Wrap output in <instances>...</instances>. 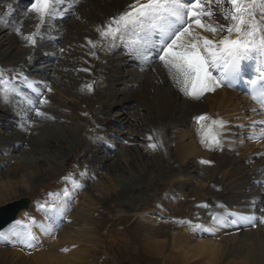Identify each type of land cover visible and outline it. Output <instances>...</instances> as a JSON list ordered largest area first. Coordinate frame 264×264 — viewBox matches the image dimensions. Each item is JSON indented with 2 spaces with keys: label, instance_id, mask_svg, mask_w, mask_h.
I'll return each instance as SVG.
<instances>
[{
  "label": "bare ground",
  "instance_id": "1",
  "mask_svg": "<svg viewBox=\"0 0 264 264\" xmlns=\"http://www.w3.org/2000/svg\"><path fill=\"white\" fill-rule=\"evenodd\" d=\"M86 1L87 4H85V6L80 5L78 14H81L82 19L86 18V23L91 20L89 23H92L93 27L85 30L84 25L78 23L79 28L77 30V34L82 40V42L79 43V46H77L78 41H74L73 37H69L67 39V45L69 47L73 45L76 46V49L79 52V54H77V59H79L82 63L83 69L78 71L79 76L69 74L63 70L58 71V82L54 81L58 86L53 82V80L50 81L49 79H46L47 83H45L50 85L52 88L53 84L54 87H57L55 94L46 92L48 107L45 109L50 111L48 108L51 109L54 105L64 104L66 102L69 103V113H66L65 115L56 113L53 114L57 116L56 119L58 121H68L71 124L67 126L59 123L50 125L35 121L32 122L30 126V130H32L31 134L25 135L24 132L22 133L24 125L22 124L21 126L10 119V117H14V114L10 115L9 110L0 107V172H2L4 168L8 167L5 170L6 175L0 178V200L8 194L19 192L20 190L30 189L33 185H35L37 178L47 175L51 171L53 164H56L65 158L67 159L66 150L73 148L75 121L77 122V120H79L84 122L89 118V105L85 103L86 100L82 97V92H84V90H91L93 87L91 89L86 87L81 90V81L85 77L89 78L90 85L92 78L104 77V79L110 81V85L106 89L108 93L103 96V98H105L103 99L104 109L101 108L98 110L93 118H91L93 124H101L99 126L100 135H106L104 137L105 139L99 146L90 143L85 147L87 158L84 161H91L94 166L90 173H87L83 178L86 181L83 194L87 193L90 201H93V197L96 195H102L101 191H104L105 194H107L111 202L115 200L118 202L121 200L119 198H121L122 195H124V198L132 197V195H139L138 190L140 188H147L148 182L144 181L142 177L145 178V174H148V171L151 169L154 162L150 161L144 153L142 146L146 144L142 141L140 143V145H142L140 149L135 145H125V140L127 139V142H131L132 140H136L138 138L148 139L149 136H152L153 131L151 130L157 125L161 126V133L156 135V137L149 142L156 143L158 145L156 149L158 151L161 150L162 152H165V154L163 153L165 156L164 159H168L169 162L176 159L178 162L183 163L182 169L184 168L185 173L182 175L189 176L188 178L186 177L184 183H178L177 188L182 187L185 189L187 185L190 186L192 179H194L191 174H195L196 172V163H198L197 161L200 158L199 156L208 153H205L206 151L202 150V143L200 142L201 137L199 136V133H193V130L189 131L187 129L188 122L193 119V116L200 113H207L213 118L217 116V118L226 119L231 116L232 112L239 109L238 102L233 104L237 95L240 98L238 91H230L222 88L220 90L222 91V94L220 91L211 95H209L210 93L207 94L209 95L207 97L213 99V103L209 105L210 107L207 109L208 112H202L200 108L202 99L190 98L181 94L171 82L166 69L162 66L160 61L157 62L155 67H150L156 59L153 60V63L150 64L148 68H128L127 66L130 67L131 65L130 62H134L136 64L138 60L135 55L130 54L132 52H128L129 54H123L124 50L118 59H114L111 56L108 61L96 63L94 57L88 56L87 54L88 49L86 47V40L83 39L82 34L86 33V38L98 39L99 37L95 32V27L105 22L109 16L116 15L118 12H121L132 2V0ZM110 1L113 2L108 4ZM3 2L4 0H0V7ZM226 4L227 3L224 2L223 7L230 8V5L227 6ZM71 10L74 11L75 9L73 8ZM36 16L37 15L28 14L27 22L29 23L25 24L23 22L21 27L18 28H21L23 31H29L28 26L30 24H33L36 27L37 23H39ZM67 18L65 14L62 17L61 21H65V24L63 23L64 26H67V21L70 19L69 18L67 20ZM63 24L61 25V28ZM4 26L6 25H3V27ZM40 29H43L42 25L39 30ZM3 30L13 32V29H5L0 26V47L4 46L5 43H8V41L9 44L13 45V39L9 38L8 34L5 33L2 35ZM32 32H34V30L29 31L28 34ZM202 33L211 37L210 33ZM57 35L60 34L54 35L50 33L49 37L46 39L49 40V38ZM234 35L235 34H233V36ZM53 39L56 40V38ZM59 39H61V37H59ZM22 44L24 47L17 46V48H20L19 52L27 46L23 40ZM15 49L16 47L9 49V51H3L0 49V56L6 55L11 50L17 52ZM117 50L118 49H113V52H116ZM100 52L101 51H98L97 54H100ZM63 55V52L60 50L45 49L43 51H38L30 58L31 60L26 64V66L31 67L29 73H37L40 71V73L44 75L43 70L48 67L45 72L49 71V65H44L42 69H39V61H47L50 59L51 61L57 62L58 59V64L56 65L60 66V68H65L66 65L61 59ZM18 62L19 61L16 60L13 61L12 64H17ZM0 63H5V61L0 58ZM101 66L105 67V69L100 70ZM85 68H88L89 71H84ZM104 71L105 74L100 76V73ZM53 74L54 73L49 72V77ZM10 76L11 78H16V75L12 74ZM19 79L22 80V76ZM116 83L121 86L118 88L114 87ZM28 84L33 85V81L29 80L27 82V85ZM59 84H61V86ZM136 85L138 86L137 88ZM127 87H130L131 92ZM133 93L142 95L143 99L138 98L137 95H134ZM39 94L41 96L44 93L39 91ZM119 94H122L123 96L120 98ZM109 97H111V99H108ZM241 100H245L247 105L250 103L252 110L255 109V111H259V108L252 104L246 95L244 99ZM151 103L152 106H150ZM231 105L235 106L232 108L230 107ZM41 106L44 107V105ZM30 108L32 109V112L30 113L31 119L38 120L34 117L36 114L33 110V106ZM115 109H119L118 112H114ZM108 114H110V116L112 115V120ZM104 115H107V117H103ZM257 116L264 118V114L262 115V113ZM106 119L110 123H120V120L126 121L125 126L135 125L142 132H134L133 130L125 133L123 131H113L107 126ZM177 125L179 128H177ZM173 127H175V133H172L171 131V128ZM124 134L127 135V138ZM113 136H116L117 139L111 140V137ZM108 143H110V145L108 151L105 152L106 149H103V144ZM76 144H79V141H77ZM112 146L115 147L110 150V147ZM256 158L258 157H251L247 160L243 157L236 158L232 155L228 158L226 155L224 161L229 166V171L223 177V172H221L222 174H219V176L222 177L220 185L223 186V191L225 192V187H228L227 190H229L231 200L234 201V199H236L234 204L242 208H247L250 212L248 215H256L257 210H259L258 207L264 206V174L256 173L257 170L260 171L264 169V161L259 159L254 166L251 162ZM14 159H16V163L13 162ZM220 162H222V160H220ZM197 165L199 166V164ZM101 171H106L105 177H99ZM213 174H216L215 168ZM4 177L6 179H2ZM207 178V189H209V184H211L212 178L210 175H208ZM93 179H97L96 183L92 182ZM216 193L217 192H215V194ZM78 196L80 195L78 194L76 198H78ZM238 200L242 201V203L238 202ZM244 200L245 202H243ZM169 202L170 201H167V208L171 209V202ZM68 204L69 198L61 199L60 205H58L57 209L42 212V214L35 218L32 226L33 232L36 234V240L44 246V256H56V258L52 260V262L55 261L53 262L54 264H67V261H64V257L67 252H71L66 250L62 253L61 250L55 249L53 246L54 240H58L59 238L61 246H64V243L67 242L68 238L76 237L78 229L85 237L91 239L92 241L94 240L91 236L94 233V208L90 206L91 204L77 203L78 205L76 207L74 206V209H71ZM139 212L140 211L138 210L136 211L137 214ZM62 213L63 215H66L64 213H68L69 218L65 220ZM148 218L157 225L161 216L159 214L151 213ZM211 224L214 226L219 224V222L216 221ZM238 227L239 231L242 233V237L237 244L239 245L240 250H235L233 252L234 255L227 262V264H264V234L259 232L260 230L254 231L251 229H244L240 223H238ZM46 228H51L53 230L51 234L44 231ZM7 231L8 230H5L4 233ZM173 234L177 240L176 244H178L176 249L174 248L175 251L178 254L183 253L186 258L187 254L189 255L191 251H195L194 254L191 252L193 258L201 253L202 255H205L207 264H210V261L215 262L214 264H219L225 254V247L221 248L222 244L220 243V245L213 236H210L211 233H208L205 230V227H201L199 230H193L182 224L181 228L175 230ZM6 235V237L11 238L9 240L12 242V245H14L15 243H13L14 241L12 238L15 236H22V231L20 227L16 226ZM155 243L156 242H154V244ZM157 243L159 244V242ZM4 251L5 253L3 256H7L10 249L5 247ZM176 257L178 259V256H175L173 257L174 260H176ZM48 259L49 257L45 259V264H48ZM52 262L51 264H53ZM7 264H14V261L10 259ZM23 264H25V262Z\"/></svg>",
  "mask_w": 264,
  "mask_h": 264
},
{
  "label": "rangeland",
  "instance_id": "2",
  "mask_svg": "<svg viewBox=\"0 0 264 264\" xmlns=\"http://www.w3.org/2000/svg\"><path fill=\"white\" fill-rule=\"evenodd\" d=\"M72 27H71V24L67 23L66 28H72ZM78 28H79V24L77 23V25H76V23H75L74 30L69 29L70 31L68 32L69 34H72V36H70V37H73L74 41H76L75 37L79 38V36L77 34ZM5 32L6 31L3 30L2 35L5 34ZM14 34H15L14 39H16V40H14L15 42H13V45L9 44V41H8V43H5L4 46L0 47V49H2L3 51L4 50L9 51V49L16 47L15 50L18 52V54H17V52L12 51V50L10 52H8L9 54L11 53L8 57L10 59L9 62L11 60H13L14 57L15 58L16 57L17 58H21V57L24 58V55L27 52V51L25 52L24 50H21V52H19L20 48H17V46H14V45H16V43H18V39L21 36L20 33H18L17 31ZM9 38L12 39V37L10 35H9ZM81 42H82V40H81V38H79V43H81ZM19 44H20V42H19ZM62 45H63V42H62ZM62 45H60V46H62ZM22 47H24V46H22ZM131 50H132V48H131ZM126 52H128V51H126ZM8 53L6 55L0 56V58L3 59L4 61H7L8 59L6 60V58H7ZM112 54H114V53H112ZM127 54H129V53H127ZM13 55H14V57H13ZM112 57H114V55ZM118 57H119V55L115 56V58H118ZM66 59H69V57ZM73 63H77V61L74 58H73ZM130 64H131L130 67L127 66L128 68H136V67H134L135 65L133 64V62H130ZM55 67L60 68V66H57V65H55ZM58 68L55 71V73L49 77L50 81L53 80V82L54 81L58 82L57 72L61 71V69H58ZM46 69H48V67ZM46 69H45V71H46ZM128 79H129V77H128ZM59 85L61 86V84H59ZM120 86L121 85L116 83L114 87L118 88ZM137 87L138 86L136 85V88ZM127 88H128V90L130 89V87H127ZM2 92L3 91L0 89V95H2ZM130 92H131V89H130ZM220 92L222 94V91H220ZM107 93L108 92H106V94ZM133 94L134 95L136 94L138 98L143 99L142 95L137 94V93H133ZM238 94H239V96H241L240 93H238ZM83 95L85 98H87L89 100V102H93L92 97L94 95H92V96H90L89 94H83ZM122 96H123L122 94H119L120 98ZM8 97L10 99H14V97L10 96V95H8L6 98H0V107L1 108H2V106L7 105L9 103ZM95 97H97V95H95ZM87 99H85V100H87ZM108 99H111V97H109ZM98 100H99V98H98ZM244 101L245 100H241L237 95V98L233 104H236L238 102V105L240 107V105H242L244 103ZM16 103L17 104L15 107H18L21 110L26 109V106L22 104L23 103L22 100L18 99V101ZM85 103H87V101ZM69 105L70 104L66 102L64 104L54 105V106H52L51 109L50 108H48V109L50 110L51 113L65 115L66 113L57 112L55 107L61 108L63 111L66 110L69 112V110H70ZM92 105H94V104H92ZM150 106H152V103L150 104ZM234 106L235 105H231L230 107L233 108ZM9 107H11V106L9 105ZM209 107L210 106H206V102H204V100L201 102L200 108H201L202 112L207 111V109ZM118 110L119 109H115L114 112H118ZM66 111H64V112H66ZM144 111H145V109H144ZM44 112L47 113V111H44ZM12 113L14 114V117H15V112H12ZM14 117H10V119H12V118L16 119V117L15 118ZM37 121L38 120H36V122ZM59 121L63 122V124L65 122L62 120H59ZM19 122L21 123V121H19ZM33 122H35V121H33ZM120 122H122V120H120ZM92 123H93V121H92ZM124 123L126 125V121H124ZM22 124H23V122L19 125L22 126ZM70 124L71 123L69 122L68 124H66V126L70 125ZM112 125H114V124H112ZM120 125L122 126L123 124H120ZM114 126L116 128L118 127L116 125H114ZM134 127H136V126L134 125ZM23 128L24 129L22 130V133L23 132L25 133V131H26L25 129L27 127L23 126ZM116 128L112 129V127H111V129L113 131H116L117 129H118L117 131H119V130L121 131L120 126L117 129ZM27 132L29 133L28 135L31 134L32 130H30V126H29V129H27ZM91 133L92 132L87 133V129L83 125L81 127V132H80L79 136L82 139V141H85V140H88L87 138H92ZM73 136H74V140H73L72 146H73V148H75L79 145V144H76L78 141V140H76V129H74ZM116 139H117V137L115 139L112 138L111 140H116ZM134 143L137 144V145H135L136 147L138 146V148L141 149V145L138 144L140 142H137V140H132L130 143H129V141L125 142V145L131 146V145H134ZM251 143H252V140L250 141V143H248V146ZM108 145H110V143H108ZM232 145H233V143H232ZM229 147H230V143H229ZM239 149H240L239 147L236 148V150H239ZM82 153H83L82 151H79V153H74V154L68 155V157H70V160L65 165L62 164L61 161H60L61 164H57V163L53 164V168L51 169V171L47 175H44V176L37 178L35 185H33V187H31L30 189H27V190H20L19 192H15V193L6 195L3 199L0 200V205L3 203H6L8 201H12L14 199L23 197V196H30L31 198L33 197V200L35 201V203L38 202V204H39V202H40L39 205H44L47 202H53L54 201L53 196L50 194H53L55 196V195H57V193H55V191L61 190L62 192H64L65 191L64 189H66L68 186V185H65V184H67L66 180L64 178L65 175H67V174L73 175V176L79 175V173H78L79 170L76 169L73 165V163H76L73 160V157L76 154L81 155ZM161 153H162V157H157V158L155 157V155H159V154H153L155 159L150 158V157H152L151 156L152 154L145 153V155H147L148 159L150 161L154 162L155 165L153 164V166L151 167V171L149 170L151 173L145 174V178L144 177H142V178L144 181H147L150 174H153L152 175L153 178L151 180L147 181L148 182L147 188L142 187L138 190L139 195H132V197H127L128 199L124 198V195H122L121 198H119L121 200H119L118 202L116 200L111 202V200H109V197L107 196V194H105L104 191H101L102 195H98V196L96 195L95 197H93V201L92 200L90 201L89 197L87 196V193L83 194L85 188H83V189L72 188L70 186V189L77 190L78 194L80 195V196H78V198L74 199L75 204L73 203L72 206L76 207L79 203L80 204H83V203L86 204L87 203L88 205L91 204L90 206L94 208V209L93 208L92 209L94 212H96V214H95V219H94L95 220L94 221L95 222L94 223V233L91 235L94 238L93 241L91 239L85 237L80 232L79 229L77 230L75 238H68L67 242L64 243L65 247L61 246V243L59 242V238L56 241L54 240L53 246L55 247V249L61 250L62 253H64L66 250L71 251V252H67V254L64 257V261L65 262L67 261V264L68 263L69 264H207V259H206L205 255H202L201 253H199L200 255L198 254L194 258H193L192 253L194 254L195 251L194 252L191 251L192 253L190 252L189 255L187 254V258L183 253L178 254L175 251L178 244H176L177 240L175 239V236L173 233L175 230L181 228L182 223L180 221L184 220L182 217L186 216V217H188V220L192 221V218L194 217L193 215H195V213H198L197 211L199 210V208L202 209L205 206L206 201H208L210 203L212 202V198L214 196L213 193L215 192V188H214L215 185H213L212 187L210 186L211 189L209 187V189L206 190V192H204L202 194L201 193L200 194H196V193L192 194L194 191H198L200 188L204 189L203 187H201V183L199 182V178H197V177L199 176V174H202V175L204 174L205 169H206V165L201 164L200 165L201 167H200L197 165L198 163H196V166H197L196 172H195V174L194 173L191 174L194 177V179H192V182L190 183L191 185L190 186L187 185L185 190L182 189V187L177 188L176 192L178 193L180 191L181 194L183 195V197L186 194H188L187 196L192 194L191 197L196 196V195H200V196L196 197V198H191V197L188 198L185 196L184 199H182L180 197L181 194L178 195L177 193L174 192V193H172L174 195V197L172 198L173 204L172 203H171V205L169 204L171 209H168L167 208L168 206H166L167 201L171 202V200L168 197L164 198L163 192L169 191V189L174 185V183H177V184L180 182L184 183L186 177L188 178L189 175H187V176L181 175L180 174V171H181L180 166H175V168H174V164L171 163L172 160L169 163L168 159H164L165 158V156H164L165 152L161 151ZM262 153H264V150L261 151V154ZM231 154L232 153H229L226 155L229 158V156ZM226 155H224L223 157L225 158ZM242 157L244 159H247V160L249 158H251V156L247 157L246 155L245 156L242 155ZM252 157H254V156H252ZM158 158H162L163 161H161V160L159 161ZM260 160L264 161V158L261 157ZM13 162L16 163V159H14ZM161 162H164V163H161ZM219 162H220V160H219ZM168 163L170 166H166V164H168ZM158 166H160V167L164 166V168H166L167 170H170V172L166 173L167 170L162 168L161 169L162 172L159 171L157 174L153 173L152 172L153 168H157ZM172 166H173L174 170H172ZM7 168H4L3 171L0 172V178L6 175L5 170ZM225 168L227 170H224V172H223L224 174L222 175V177L226 173H228V171H229V166L227 165V163H226ZM215 172H216V174H218V176L221 173L219 168H217V170L215 169ZM213 173H214V169H213ZM155 175H156V179H160L161 181L166 182L164 187H163L162 193H160V194H162L161 196L160 195L158 196L157 187H158L159 183L155 184V178H154ZM105 176H106V171H101L99 177H105ZM210 176H211L212 182H213L214 174H210ZM218 176H216L217 183L221 184L222 177L219 176V178H218ZM2 179H6V178L4 177ZM96 181H97V179L92 180L93 183H96ZM203 182L206 183V178L203 180ZM85 186L86 185L84 184V187ZM202 186H203V184H202ZM154 187L156 188V190H154ZM189 191H191V192H189ZM58 192H60V191H58ZM206 193L208 195L207 199H206ZM149 194L151 196H149ZM178 197H180L179 202H176ZM162 199L166 203L165 210H159L160 213H158V212L156 213L155 211H152L153 209H155V207L162 208L164 206L165 203L162 201ZM200 200L202 201V203H200ZM238 202L242 203V201H239V200H238ZM243 202H245V200ZM123 203H124V205H123ZM137 205H141L140 209L142 210V212H144V213H141V215H136L134 213V211L136 212V210L140 211L139 209H136L137 207H139ZM197 207H199V208L196 209ZM121 208L124 210H119ZM262 209H264V206H262ZM170 210H171L172 214L173 213L178 214L179 217L177 219L172 220L168 214V212ZM118 211H121V212H118ZM125 213H129V214L126 215ZM151 213L152 214H159L161 216L160 221L157 222V225L154 224V222L148 218V216H150ZM258 213H259V211H258ZM64 214H66L67 217L69 215L67 213H64ZM121 214H124V215H121ZM131 214H133V215H131ZM62 215H63V213H62ZM66 215H65V217H66ZM102 215L105 216L103 219H102ZM260 215H264V212L260 211L258 216H260ZM229 219L234 220V218H229ZM21 220L22 219H20L19 221H21ZM101 220L103 223L100 225ZM220 220L224 221V222L222 224L219 223V224L214 225V226L213 225L207 226V227L204 226L205 230L208 233H211L210 236H213L219 242V244L221 243L223 245V247H222V245L220 244L221 248L225 247L224 248L225 254L223 255L219 264H227V262L233 257V255H234L233 252L235 250H237V251L240 250V247L237 244L239 243L240 238L242 237V233H241V231H239L238 223H240L244 229H247V230L251 229L254 231L260 230L259 232H262V234H264V223H260L259 221H258V223H260V225L258 226V228H256L255 226L257 225V222L255 223V226H253L251 223H244V222H239V221L236 223V225H234V224L232 225L231 221L226 222V219H224V218H222V219L220 218ZM14 225H16V224H13L12 226L8 227L7 228L8 231L5 234H7L10 229L13 230L16 227L15 226L14 228H12ZM184 225L187 228H189V226L187 224H184ZM97 226H99V227H97ZM218 228H220V229H218ZM150 236H151V238H150ZM21 237L22 236H15L12 238L14 241L13 243H15L14 245H12V242L9 240V239H11L10 237H5V238H3L2 241H0V251H1V253L3 252V255L5 253V251H4L5 247L10 249V251L8 253L9 255L7 254V256H2V254L0 253V264H7L10 259H12L14 261V264H23L24 262H25V264H28V263L45 264L44 263L45 259H47L48 257H49L48 264H51L52 260L54 258H56L55 255L45 257L43 254L44 246L41 245L38 240H36L34 247L29 248V247L24 246V244H22L20 242L22 240ZM226 239H227V241H226ZM154 242H156V243L159 242V244L158 243L154 244ZM149 243H151V244H149ZM226 246H227V248H226ZM105 247H108L107 252L109 254H107V252H105ZM61 248H63V249H61ZM154 250H156V251H154ZM263 251H264V247H263ZM30 252L33 253V257H31ZM39 252L42 253V255H40ZM187 253H189V252H187ZM1 256H2V258H1ZM175 256H178V259L176 257V260H174L173 257H175ZM7 257H8V259H7ZM53 262H55V261H53ZM214 263L215 262L210 261V264H214Z\"/></svg>",
  "mask_w": 264,
  "mask_h": 264
},
{
  "label": "snow or ice",
  "instance_id": "3",
  "mask_svg": "<svg viewBox=\"0 0 264 264\" xmlns=\"http://www.w3.org/2000/svg\"><path fill=\"white\" fill-rule=\"evenodd\" d=\"M226 2L230 8L222 13L225 23H217L212 20L215 14L213 4L221 7L222 0H132L124 11L95 27L98 39L85 38L87 54L97 57L98 51H111L118 42H123L128 33H138L140 39L130 54L143 63L158 59L178 91L184 96L198 99L223 87L226 81L222 77L225 75L230 74L233 78L239 76L242 61L252 53L264 54V0ZM64 4L65 0H33L29 11L38 17L36 27L39 29L41 25L60 15ZM74 6L75 4H69L68 8ZM16 31L19 33L20 29L17 28ZM202 32L210 33L211 38ZM37 35V32H32L25 35L24 39L34 46ZM221 69L225 71H220ZM84 71L89 69L85 68ZM27 86L39 95V89L32 84ZM228 86L231 87V83ZM92 87L93 85H88L89 89ZM0 89L3 90L0 98H6L9 93H17L10 81H4L2 74ZM48 91L51 92L52 89L48 88ZM47 102L41 95L38 103L43 105ZM34 111L38 117H48L39 107L34 106ZM195 120L200 131V142L209 150L221 148L228 122L213 118L207 113L196 116ZM256 123L253 121V126ZM258 123L264 125V121ZM261 137L264 138V133ZM148 140L152 141L153 137L149 136ZM148 146L156 149L158 145L150 143ZM201 163L211 164L213 161L202 160ZM72 194L68 190L63 193L64 196ZM260 211L264 212V209ZM237 215L239 222L251 223L253 226L257 220L264 223V215ZM217 220L221 224L224 222L219 217ZM180 222L192 228L203 227L198 223L193 224L191 220ZM231 222L235 224L238 221ZM20 223L22 222H16ZM44 231L51 234L53 230L46 228ZM5 237L6 234L0 232V238ZM20 242L26 247H34L36 234L26 230Z\"/></svg>",
  "mask_w": 264,
  "mask_h": 264
},
{
  "label": "water",
  "instance_id": "4",
  "mask_svg": "<svg viewBox=\"0 0 264 264\" xmlns=\"http://www.w3.org/2000/svg\"><path fill=\"white\" fill-rule=\"evenodd\" d=\"M22 206V203H18L16 205L1 209L0 219L5 215H9L10 213L15 214Z\"/></svg>",
  "mask_w": 264,
  "mask_h": 264
}]
</instances>
